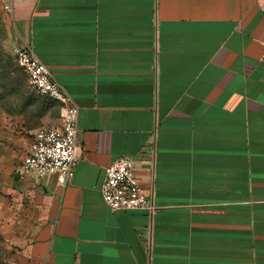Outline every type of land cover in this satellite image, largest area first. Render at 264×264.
<instances>
[{
	"label": "crops",
	"instance_id": "obj_1",
	"mask_svg": "<svg viewBox=\"0 0 264 264\" xmlns=\"http://www.w3.org/2000/svg\"><path fill=\"white\" fill-rule=\"evenodd\" d=\"M0 12L78 104L84 149L68 185L25 181L51 217L10 264H264V0H0ZM125 154L154 213L103 199Z\"/></svg>",
	"mask_w": 264,
	"mask_h": 264
},
{
	"label": "rangeland",
	"instance_id": "obj_2",
	"mask_svg": "<svg viewBox=\"0 0 264 264\" xmlns=\"http://www.w3.org/2000/svg\"><path fill=\"white\" fill-rule=\"evenodd\" d=\"M9 18L0 12V264H10L49 221L41 184L15 174L35 131L59 123L62 105L38 93L17 63Z\"/></svg>",
	"mask_w": 264,
	"mask_h": 264
},
{
	"label": "built area",
	"instance_id": "obj_3",
	"mask_svg": "<svg viewBox=\"0 0 264 264\" xmlns=\"http://www.w3.org/2000/svg\"><path fill=\"white\" fill-rule=\"evenodd\" d=\"M13 52L33 89L63 107L58 124L35 131L28 152L16 167V177L26 181L32 176L55 175L59 183L66 186L74 177L84 151L79 142V106L57 81L50 67L37 56L31 44H18ZM136 167V160L129 154L121 155L106 167L101 193L110 209L156 211Z\"/></svg>",
	"mask_w": 264,
	"mask_h": 264
}]
</instances>
